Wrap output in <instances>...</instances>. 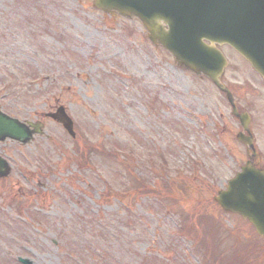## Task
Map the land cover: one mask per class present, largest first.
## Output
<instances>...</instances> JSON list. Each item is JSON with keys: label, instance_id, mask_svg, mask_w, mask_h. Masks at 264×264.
<instances>
[{"label": "rangeland", "instance_id": "374dc122", "mask_svg": "<svg viewBox=\"0 0 264 264\" xmlns=\"http://www.w3.org/2000/svg\"><path fill=\"white\" fill-rule=\"evenodd\" d=\"M144 38L92 0H0V107L44 122L27 144L0 141V264H94L92 242L101 264H220L238 244L239 264H264V240L212 200L246 158L229 104ZM221 47L264 160V83ZM57 104L74 137L44 117Z\"/></svg>", "mask_w": 264, "mask_h": 264}, {"label": "water", "instance_id": "95a60500", "mask_svg": "<svg viewBox=\"0 0 264 264\" xmlns=\"http://www.w3.org/2000/svg\"><path fill=\"white\" fill-rule=\"evenodd\" d=\"M93 4L111 14L138 18L149 39L167 48L177 64L207 75L219 88H224L219 77L226 61L216 44L232 46L264 78V0H93ZM230 102L233 105L232 99ZM233 113L239 115L234 105ZM48 116L74 135L72 121L62 106ZM239 116L246 128L245 114ZM28 125L32 129L0 110V140L11 137L26 142L42 126L40 122ZM237 138L247 145V150L253 149L247 138L239 133ZM7 173L6 162L0 158V176ZM214 200L224 210L248 219L264 236L263 171L247 161ZM18 260L30 264L27 259Z\"/></svg>", "mask_w": 264, "mask_h": 264}, {"label": "trees", "instance_id": "16d2710c", "mask_svg": "<svg viewBox=\"0 0 264 264\" xmlns=\"http://www.w3.org/2000/svg\"><path fill=\"white\" fill-rule=\"evenodd\" d=\"M98 238H100V239L103 240V235L102 236L95 235V234L93 235V240L94 239H98ZM93 246H94V251L92 252V254H93V257L92 258H93L94 264H101V262H105L106 259H107L106 252L104 250H102V249H99L98 246L95 243L93 244ZM235 260L234 259H228L227 258L226 260H221L220 264H234V263L239 264L240 263V260L239 259H235Z\"/></svg>", "mask_w": 264, "mask_h": 264}, {"label": "flooded vegetation", "instance_id": "af4514ba", "mask_svg": "<svg viewBox=\"0 0 264 264\" xmlns=\"http://www.w3.org/2000/svg\"><path fill=\"white\" fill-rule=\"evenodd\" d=\"M250 124H252V119H251L250 122H249V125H250ZM251 131H252V130H251ZM251 133H253V132H251ZM14 143H15V144H18L17 142H14ZM251 163H252L254 166H256V167H259V168L264 169V160H263L262 157L260 156V153L258 152V150H257V152H256V155L253 156Z\"/></svg>", "mask_w": 264, "mask_h": 264}]
</instances>
